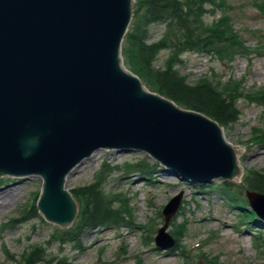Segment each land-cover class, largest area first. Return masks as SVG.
I'll list each match as a JSON object with an SVG mask.
<instances>
[{
  "label": "water",
  "instance_id": "1",
  "mask_svg": "<svg viewBox=\"0 0 264 264\" xmlns=\"http://www.w3.org/2000/svg\"><path fill=\"white\" fill-rule=\"evenodd\" d=\"M131 1L0 0V174L40 175L37 207L61 225L75 213L64 177L99 148L144 151L194 181L242 171L214 119L147 91L122 66ZM247 195L264 218V195Z\"/></svg>",
  "mask_w": 264,
  "mask_h": 264
},
{
  "label": "rangeland",
  "instance_id": "2",
  "mask_svg": "<svg viewBox=\"0 0 264 264\" xmlns=\"http://www.w3.org/2000/svg\"><path fill=\"white\" fill-rule=\"evenodd\" d=\"M208 1L210 12L205 21L213 28V21L223 18L228 24L224 28L227 36L220 40L226 43L215 42L201 52L184 48L174 53L176 50L164 48L153 64L160 67L171 57L175 69L190 83L203 75L221 88H225L224 81H239L236 89L243 96L236 104L240 113L235 122L223 126L224 134L232 143L244 147L240 153L243 173L264 170V140L255 139L259 130L264 132V104L250 98L264 88V0ZM148 31L149 41H153L161 36L163 25L152 24ZM142 79L154 89L150 78ZM145 156L139 152L96 151L68 176L66 185L73 188L87 184L102 162L123 169L125 163ZM121 176L120 170L108 176L105 190L126 199L127 206L118 213L130 214L134 223L127 226L112 222L108 227L85 230L78 237L83 249L74 248L72 242L61 243L71 232L69 226L62 228L47 222L37 209L26 213L39 192V177L1 176L0 264H24L23 256L35 246L48 264L59 255L67 257L71 264H264L262 220L245 225L239 214L245 210L243 205L231 203L234 198L219 190L218 179L211 182L214 187L204 189L166 171L153 174L155 177ZM239 181L242 179L234 181V188L246 198L247 188ZM179 194L182 197L178 211L165 229L173 235L180 229L177 245L153 249V239L163 224L161 209ZM258 204L264 209V203Z\"/></svg>",
  "mask_w": 264,
  "mask_h": 264
},
{
  "label": "trees",
  "instance_id": "3",
  "mask_svg": "<svg viewBox=\"0 0 264 264\" xmlns=\"http://www.w3.org/2000/svg\"><path fill=\"white\" fill-rule=\"evenodd\" d=\"M205 4V0H136L132 24L123 44V55L126 65L135 73L150 78L159 93L180 105L201 111L221 124H228L235 121L239 114L236 100L241 95L240 91L236 88H219L208 80L189 84L173 67L171 58L165 62V66L153 67L157 52L165 47L202 51L215 42L217 45L226 43V40H220L227 36L224 29L226 23L222 18L214 22L213 28L206 24L203 18L207 12ZM157 23L163 24V33L156 41L149 43V27ZM258 100L264 102V96ZM257 138L264 139V134ZM132 167L149 172L154 164L146 161L132 164ZM242 181L248 189L264 193V170L253 169L250 173H244ZM233 184L222 181L221 189L224 187L228 196L238 200L240 193L233 189ZM79 191L87 199L84 226L98 227L115 218L103 186L97 183L82 187ZM246 202L244 199L243 205ZM37 259L33 252L27 262L30 264ZM56 264L66 262L60 260Z\"/></svg>",
  "mask_w": 264,
  "mask_h": 264
},
{
  "label": "clouds",
  "instance_id": "4",
  "mask_svg": "<svg viewBox=\"0 0 264 264\" xmlns=\"http://www.w3.org/2000/svg\"><path fill=\"white\" fill-rule=\"evenodd\" d=\"M32 143H33V144H35V143H36V141H33ZM25 155H27V153H26Z\"/></svg>",
  "mask_w": 264,
  "mask_h": 264
}]
</instances>
